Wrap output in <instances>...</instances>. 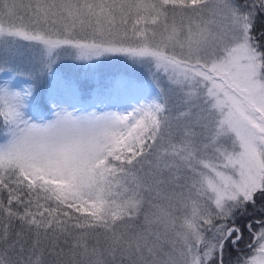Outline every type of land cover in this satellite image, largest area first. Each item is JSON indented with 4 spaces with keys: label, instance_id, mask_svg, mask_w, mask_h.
Listing matches in <instances>:
<instances>
[{
    "label": "snow or ice",
    "instance_id": "obj_1",
    "mask_svg": "<svg viewBox=\"0 0 264 264\" xmlns=\"http://www.w3.org/2000/svg\"><path fill=\"white\" fill-rule=\"evenodd\" d=\"M0 264H264V0H0Z\"/></svg>",
    "mask_w": 264,
    "mask_h": 264
}]
</instances>
